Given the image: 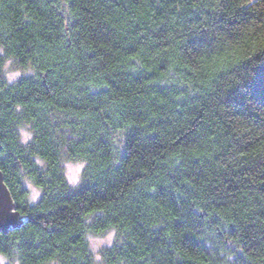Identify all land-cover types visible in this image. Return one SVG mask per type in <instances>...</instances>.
Segmentation results:
<instances>
[{
  "label": "trees",
  "instance_id": "16d2710c",
  "mask_svg": "<svg viewBox=\"0 0 264 264\" xmlns=\"http://www.w3.org/2000/svg\"><path fill=\"white\" fill-rule=\"evenodd\" d=\"M0 171L12 264H264V0H0Z\"/></svg>",
  "mask_w": 264,
  "mask_h": 264
},
{
  "label": "rangeland",
  "instance_id": "374dc122",
  "mask_svg": "<svg viewBox=\"0 0 264 264\" xmlns=\"http://www.w3.org/2000/svg\"><path fill=\"white\" fill-rule=\"evenodd\" d=\"M17 72L19 73V76L18 77H20L22 75L31 73L32 72V68H31L30 65L21 66L20 64H18L17 62H15L13 59H8L6 61V63H5V65H4V68H3V74H4V76L7 78L8 81H10L9 80V76L12 75V74H14V73H17ZM17 78H15V79H17ZM11 81H13V80H11ZM21 129H25V130L30 131V129H28L26 126H23V127L20 128V134H21ZM31 137H32V133H31ZM78 161H83V164H84V166L80 169V173H81V176H82V172H83V169L85 167V161L82 160V159H79V158H66V159H64V161H63L64 173H65V164L72 165L73 166L72 167V170L75 171V168L78 166V164H77ZM80 183H81V181L79 182V184ZM25 186L27 187L29 199H30L31 202H34V200H32V198H31L32 195H33L34 190H36V191L39 192V195H38L37 199L39 198V196H40V194L42 192L41 189H40V187H38L36 184H34L30 180H26L25 181ZM11 209L13 210V208H11ZM108 231H109V229L106 230V231H104V232H100V233L88 232V234H92L94 237H96V242L100 244V247L98 248L97 253H94L91 250L90 246H89V241L87 240L89 249L93 253L94 257H95L96 254H99L101 256L102 250L105 247L112 246L113 244H115L116 242H118L120 240L119 235H117V239L112 244H110V245L109 244H106V243H100L101 241H103V240L106 239V235H107V232ZM0 260H2L4 262V264H7V263H11L12 264V263H14V261L11 258H9L8 256L3 255V254H0ZM46 264H53V263L50 262V263H46Z\"/></svg>",
  "mask_w": 264,
  "mask_h": 264
},
{
  "label": "clouds",
  "instance_id": "9594fccd",
  "mask_svg": "<svg viewBox=\"0 0 264 264\" xmlns=\"http://www.w3.org/2000/svg\"><path fill=\"white\" fill-rule=\"evenodd\" d=\"M19 76V73H14L9 76V80H14ZM31 139V132L25 129H21V140L22 142H27L28 140ZM78 166L75 168V171L72 170V165L65 164V178L67 182L70 184L72 187H76L79 182L82 179L80 169L84 166L83 161H78L77 162ZM39 195V192L34 190L33 195H32V200H36ZM118 235V230L116 228L109 229L106 235V239L101 241L100 243H106V244H112L116 239ZM87 240L89 241V246L91 250L94 253H97L98 248L100 247V244L96 242V237H94L92 234H87L86 235ZM95 260L98 262L101 261V256L99 254L95 255ZM0 264H4L2 260H0Z\"/></svg>",
  "mask_w": 264,
  "mask_h": 264
},
{
  "label": "water",
  "instance_id": "95a60500",
  "mask_svg": "<svg viewBox=\"0 0 264 264\" xmlns=\"http://www.w3.org/2000/svg\"><path fill=\"white\" fill-rule=\"evenodd\" d=\"M13 208V210L11 209ZM21 220L20 215L14 210L13 201L11 199L8 188L3 182L2 173L0 171V229L6 230L16 226Z\"/></svg>",
  "mask_w": 264,
  "mask_h": 264
}]
</instances>
